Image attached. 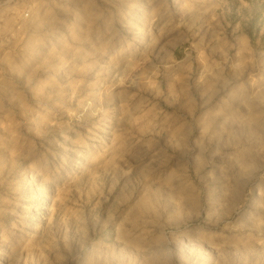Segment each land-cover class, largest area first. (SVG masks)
Listing matches in <instances>:
<instances>
[{"label": "rangeland", "instance_id": "rangeland-1", "mask_svg": "<svg viewBox=\"0 0 264 264\" xmlns=\"http://www.w3.org/2000/svg\"><path fill=\"white\" fill-rule=\"evenodd\" d=\"M0 264H264V0H0Z\"/></svg>", "mask_w": 264, "mask_h": 264}]
</instances>
